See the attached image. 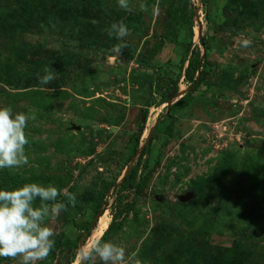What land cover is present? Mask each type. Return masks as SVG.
I'll return each instance as SVG.
<instances>
[{
	"label": "rangeland",
	"instance_id": "obj_1",
	"mask_svg": "<svg viewBox=\"0 0 264 264\" xmlns=\"http://www.w3.org/2000/svg\"><path fill=\"white\" fill-rule=\"evenodd\" d=\"M90 1L0 0V106L35 117L28 164L0 170V188L10 190L6 174L76 197H59L67 211L48 222L56 243L41 264H76L79 244L59 245L99 213L107 227L96 236L92 225L82 248L110 241L143 264H264V0H202L196 14L191 0H129L127 11ZM113 22L131 32L119 52L105 31ZM192 58L196 91L183 76ZM159 89L170 106L147 108ZM129 167L136 176L122 189Z\"/></svg>",
	"mask_w": 264,
	"mask_h": 264
},
{
	"label": "clouds",
	"instance_id": "obj_2",
	"mask_svg": "<svg viewBox=\"0 0 264 264\" xmlns=\"http://www.w3.org/2000/svg\"><path fill=\"white\" fill-rule=\"evenodd\" d=\"M117 3L120 9L129 10V0H117ZM141 10H145L143 5ZM105 31L108 37L120 41L117 52L127 46L124 39L131 32L126 24L113 22ZM250 44L249 39L241 41L242 47ZM55 75L48 66L38 82L46 87ZM34 118L14 113L11 106H0V170L28 164L25 146L29 140L25 129L28 121ZM61 196L69 202L76 199L73 193L62 191L52 183H26L11 190L0 188V258H19L22 264H41L48 258L56 243L55 232L48 222L67 211V204L59 199ZM90 261L91 264H143L137 253L126 255L123 247L99 239L83 247L75 258L76 264H89Z\"/></svg>",
	"mask_w": 264,
	"mask_h": 264
},
{
	"label": "trees",
	"instance_id": "obj_3",
	"mask_svg": "<svg viewBox=\"0 0 264 264\" xmlns=\"http://www.w3.org/2000/svg\"><path fill=\"white\" fill-rule=\"evenodd\" d=\"M83 1L85 3H87V4H91L90 0H83ZM188 55H189V50H186L184 52L183 59L181 60V63H180V66H179L180 72L183 70V65H184L185 60H186ZM192 59L190 61H188L189 65L186 67V69L183 72L184 79H185L186 83L188 84V91H196L197 89H199L201 87V81H202V76H203V73L201 71H200L199 77L196 76L198 67L200 65L198 63L199 62L198 60H196V59L192 60ZM200 68H201V66H200ZM175 86H176V84H175ZM167 90L168 89H166L164 91H161L160 89L156 90L154 92L155 98L151 99V101L149 100L146 103V107L147 108H149V107H159V106L165 104L166 102H168L172 97L168 95L169 91H167ZM138 144L139 143H138V135H137V137L135 139L134 149L131 152L130 156L128 157L129 161H131L133 159V157L136 155ZM147 147H148V145H146V149H147ZM138 157H141V156H138ZM139 165H140V160H137L136 166H139ZM136 170L137 169H135L134 167H132L129 170V172L126 175V177L122 180V183H121V186H123L122 189L126 185H129V184L134 182V178L136 176ZM3 176H4L3 183H4L5 186H7L10 190L13 189V188H17V183H16V181L14 179H12L10 176H8L6 174L3 175ZM109 186L110 185H105L104 192H106L109 189ZM139 188H141V186ZM104 197H105V195L103 193H101L100 197H97L96 200H95L94 209H95V213L96 214L100 210L101 205H104V201H103ZM155 208L162 215V217L166 216V213L164 212V210L159 205L156 204ZM181 208H184V204L178 202L176 204V207L173 210H179ZM163 219H165V217ZM91 226H92V222H90L88 225H86L85 229L82 232V234L79 237H77V239L75 241H73V242H64V243H61L59 246H61L62 248L66 249V250H70V249L74 248L75 244H79V242H81V244L83 245V241H81V236L85 232L88 235L89 232L91 231Z\"/></svg>",
	"mask_w": 264,
	"mask_h": 264
},
{
	"label": "water",
	"instance_id": "obj_4",
	"mask_svg": "<svg viewBox=\"0 0 264 264\" xmlns=\"http://www.w3.org/2000/svg\"><path fill=\"white\" fill-rule=\"evenodd\" d=\"M196 14V13H195ZM200 66L198 67V70H197V74H196V76L197 77H199V75H200ZM170 103H171V100H169L168 102H166V106H170ZM150 133H151V131L149 132V135H150ZM148 135V136H149ZM148 138V137H147ZM146 144V141H145V143H144V145ZM144 147V146H143ZM238 149H240V146H238L237 147ZM141 150V149H140ZM140 150L139 151H137L136 152V155L135 156H137L138 155V153L140 152ZM134 156V157H135ZM133 157V158H134ZM133 160V159H132ZM131 169V167H129L126 171H125V173H124V175H123V179L126 177V175L128 174V172H129V170ZM192 198V194H190V193H188V194H186L185 196H183V197H179L178 198V202H180V203H185V202H187L188 200H190ZM101 217V213H99L98 214V216L94 219V221H93V223H92V225L93 226H96L97 225V223H98V219ZM82 249V244H81V242H79V251Z\"/></svg>",
	"mask_w": 264,
	"mask_h": 264
},
{
	"label": "bare ground",
	"instance_id": "obj_5",
	"mask_svg": "<svg viewBox=\"0 0 264 264\" xmlns=\"http://www.w3.org/2000/svg\"><path fill=\"white\" fill-rule=\"evenodd\" d=\"M106 218L103 216L100 220L99 223L97 225L96 231H95V235L99 236L100 233L107 227V222H106Z\"/></svg>",
	"mask_w": 264,
	"mask_h": 264
},
{
	"label": "built area",
	"instance_id": "obj_6",
	"mask_svg": "<svg viewBox=\"0 0 264 264\" xmlns=\"http://www.w3.org/2000/svg\"><path fill=\"white\" fill-rule=\"evenodd\" d=\"M201 3H202L201 0H191V5L193 7L194 13H196V10L200 12L202 7Z\"/></svg>",
	"mask_w": 264,
	"mask_h": 264
}]
</instances>
